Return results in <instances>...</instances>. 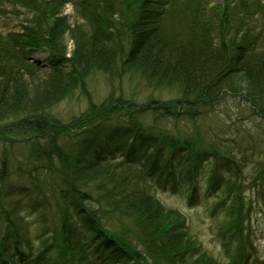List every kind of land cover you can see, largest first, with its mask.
<instances>
[{"label": "trees", "instance_id": "1", "mask_svg": "<svg viewBox=\"0 0 264 264\" xmlns=\"http://www.w3.org/2000/svg\"><path fill=\"white\" fill-rule=\"evenodd\" d=\"M235 1L189 7L198 14L178 34L162 21L170 0H0V17L24 15L18 31L0 30V264H215L157 196L180 191L190 206L201 188L217 196L240 256V225L264 204V186L240 168L256 141L242 127L203 135L199 123L224 95L264 119V35L244 28L264 5ZM67 3L84 19L71 29ZM124 80L177 97L139 103ZM73 101V115L55 112ZM254 171L263 178L264 163Z\"/></svg>", "mask_w": 264, "mask_h": 264}, {"label": "rangeland", "instance_id": "2", "mask_svg": "<svg viewBox=\"0 0 264 264\" xmlns=\"http://www.w3.org/2000/svg\"><path fill=\"white\" fill-rule=\"evenodd\" d=\"M193 1V0H192ZM260 5H264V0H259ZM223 0H194V4L189 5L187 0H170L168 8L166 10L165 17L162 18L163 25L166 29L170 30H181L183 33L187 26L189 17L197 13L195 10L193 12L189 7L202 5V3H207L210 6H219ZM242 0H236L233 3H230L229 8L232 9L235 6L240 5ZM234 4V5H233ZM195 7V9H196ZM5 17H0V30L7 31H18L19 23L22 22L24 15L17 13L11 7H6ZM194 8V7H193ZM200 8V7H199ZM229 9V10H230ZM232 12L234 10H231ZM264 8L256 9L251 14L247 24L244 25V28H247L248 25L251 29L254 30V34L262 33L264 35ZM241 13V12H239ZM249 15L251 9L247 12ZM62 15L66 18V23L70 26V29L76 24H81V18H77V15L74 14L72 7L67 5L63 8ZM245 16V15H244ZM253 16V17H252ZM245 23V22H244ZM242 23V24H244ZM243 28V30H244ZM176 33H180L176 32ZM264 37V36H263ZM64 45H65V55L70 56L71 51L73 50V41L68 33L64 35ZM35 60H38L39 63L47 64V54L43 52H36L32 55ZM97 86V95H104L106 92L104 90V84L102 82H96ZM124 94L132 93L135 101L141 103L145 101L147 97H152L153 99L158 100H168L170 98H176L177 96L171 94L167 91H148L143 87L138 88L134 86L133 83L124 80ZM134 92V94H133ZM129 97V96H128ZM73 107V108H72ZM75 101L72 103H62L55 108V112L68 115H73L75 111ZM199 123L203 125L202 133L206 135L209 127L213 125H219L223 128L225 137L237 138L240 134H233L236 128L242 127L243 134L240 135L241 138L244 137H254L255 143L249 145L250 149L246 151L248 158L247 162L243 167L240 166L242 170V177L245 178V182H253L258 185L261 182V185L264 186V177L262 178L257 172L254 171L255 163H264V147L261 146L259 139H264V119L254 115L253 112L249 109L246 101L237 96V95H224L218 103L208 112L204 119ZM200 132V130H198ZM191 133V132H189ZM201 133V132H200ZM226 149L228 152L232 150V146L227 143ZM259 146V147H258ZM248 147V148H249ZM208 169L207 166H204L199 172L200 174V186H204L203 182V173ZM226 177V176H225ZM199 197L195 201L194 206L187 205L186 196L183 192H172V190H167L166 192L157 191V196L160 198L162 203L170 208H178L182 211L183 218L187 219L188 222V232L196 236L197 241L201 243L202 250L205 252L206 259L213 261L215 264H264V204L260 201L258 204L253 205V212L250 213L249 217H246L244 224H241L240 227H248L249 236H244L242 241L243 249L240 256L234 253L235 246L231 242V237L238 239L239 236L236 233L225 232L223 233L221 227L225 221L223 210L220 208H214L215 203L219 200L214 194L204 193L203 188L198 191ZM246 198H250L253 201V190L251 187L246 188L245 190ZM197 205V206H196ZM33 230L35 234L38 232V226H34ZM233 234V235H232ZM244 234H247L244 231ZM243 237V233L241 234ZM247 240L252 243V245H247ZM227 244V245H226ZM247 259H249L247 261Z\"/></svg>", "mask_w": 264, "mask_h": 264}]
</instances>
